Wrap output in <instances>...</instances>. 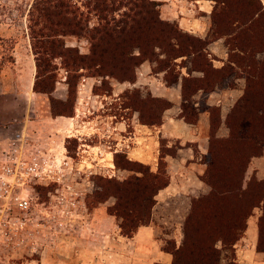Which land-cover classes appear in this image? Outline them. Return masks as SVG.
I'll use <instances>...</instances> for the list:
<instances>
[{
  "label": "rangeland",
  "instance_id": "374dc122",
  "mask_svg": "<svg viewBox=\"0 0 264 264\" xmlns=\"http://www.w3.org/2000/svg\"><path fill=\"white\" fill-rule=\"evenodd\" d=\"M30 1L0 0V85H5L6 90L9 87L12 93L19 91L20 86L23 88V83L25 84L31 75L33 81L34 76V72L33 74L27 72L26 67L23 71H19L20 61H14L17 53L24 58V62L29 61L30 57L32 60L34 58L26 29V8ZM155 1L158 2L159 18L173 26L176 41L170 40L160 49L154 48L150 59L141 62L148 61L150 75L157 77L165 85H170L175 80L180 70L179 66L189 72H203V77L192 75L184 78L180 105L183 106L182 110L186 118L189 120L194 118L190 95L195 87L208 89L213 83L218 87L232 86L238 78V82H242L243 85L242 94L245 84L247 86V74H251L250 78H255L254 75H258L259 78V73L262 76L257 81L261 85V78L264 79V0H217L216 2L205 0L211 7L207 17L200 18L206 26L204 38L182 30L174 20L164 19L160 12L165 2ZM185 1L192 2L196 6L199 0ZM73 2L79 6L81 0H73ZM187 5L193 9V5ZM255 5H260L261 14L250 23V28L247 30L245 18ZM80 9L84 10L81 7ZM195 14L202 16L199 11H195ZM88 17V24L91 26L95 19L92 14ZM235 18L245 22L244 25L232 27L229 23ZM214 39H220L226 51V61L221 69H215L211 65L210 57L202 49L195 56L186 55L173 59L175 54L185 51L188 45L203 48L207 42ZM61 40L62 45L59 47L61 56L56 55L50 59L51 77L46 81L47 85H50L49 92L40 93L38 97L29 101L30 106L37 108L36 117L30 116L33 120L31 125L34 123L33 127L40 132L36 137L38 139L33 141L42 144L37 148L52 164L56 180L28 183L29 208L25 212L16 214L19 220L15 221L11 230L0 234V264H155L160 262L157 260L158 257H155L158 248L169 246L172 241L182 237L181 226L168 224L170 221H176L178 212L160 209L161 202H159L154 207V213L165 215L168 223L160 221L159 218L154 220V238H150L151 244L135 246L129 237L120 234L118 219L109 214L108 208L113 204L114 197L105 196L107 190L103 182L107 178L120 181L131 176L141 177V173L146 172V167L148 171L154 172L158 165L168 175L164 158L174 155L179 147L176 140L160 137L155 133L154 168H151L152 164L148 165L129 157L128 149L130 151L138 144L132 138V133L135 131L132 127L135 123L133 118L146 122L156 120L160 110L169 106L170 101L160 95L162 94L160 91L156 90L153 95L146 84L135 83L141 62L134 67L131 80L97 73L93 68L64 67V57L76 52L86 54L89 42L82 35H65L61 36ZM172 42H176L178 47ZM133 52H137L135 48ZM118 84H124V87L117 89ZM197 101L201 100L197 99ZM199 104L200 107L203 106L201 102ZM53 110L69 111L72 114L71 116L54 115ZM48 116L51 118L62 116L65 121L52 123L44 120V117ZM117 121L123 124L120 128L116 127ZM53 128L61 130L55 131ZM220 132L224 131L214 133ZM54 133H57L58 137ZM11 140L20 143L17 138ZM22 140L24 143L32 144L28 136L26 139H20ZM85 143L106 146L110 157L109 154L108 158L103 155L99 160L94 158L93 161L89 158L87 160L81 158L78 154H85L82 150L85 148ZM192 149L196 157L197 153L193 146ZM113 152L124 154L129 163L120 157L119 167L114 166ZM217 156L221 157L220 159L224 158L222 155ZM249 161L243 173L242 188L250 176H254L253 173L246 172ZM138 162L142 165H138ZM201 166L203 170L204 164ZM216 173L225 176L227 171L218 169ZM259 188L264 186L259 185ZM146 189L148 191L149 188L145 187ZM208 190L209 186L205 184L203 191L194 197L204 195ZM229 201V203L225 202L228 207L236 204L233 200ZM248 202H251V198L247 196V204ZM220 211L226 212L225 208ZM249 216L254 217L262 244L264 213L260 205L251 208L245 224ZM259 218L262 220L258 221ZM243 234L244 230L232 245L233 260L236 264L238 254L243 257L244 252L247 251ZM216 246L220 247V243L216 242ZM229 255V250L225 247L221 248L220 262L225 264L230 259ZM262 256L264 257V253Z\"/></svg>",
  "mask_w": 264,
  "mask_h": 264
},
{
  "label": "trees",
  "instance_id": "16d2710c",
  "mask_svg": "<svg viewBox=\"0 0 264 264\" xmlns=\"http://www.w3.org/2000/svg\"><path fill=\"white\" fill-rule=\"evenodd\" d=\"M157 5L155 0H81L79 6L84 9L81 10L73 0H31L26 8V29L34 55L32 91L49 92L50 85L46 81L51 77L50 59L56 55L61 56V36L65 35L85 36L89 48L86 54L76 52L64 57V67L93 68L97 73L131 80L134 67L142 60L150 59L154 48L160 49L170 40L176 41L173 26L159 18ZM261 9L260 5H255L248 13L245 18L247 30L250 23L261 14ZM89 14L95 19L91 26L88 24ZM244 23L235 18L229 24L235 27ZM134 48L136 53L133 52ZM201 49L188 45L185 51L175 54L173 59L195 56ZM250 75L247 74V86L245 84L243 93L225 117V136L219 137L214 133L217 107H208L211 129L208 132L206 153L201 156L204 168L199 177L209 186V190L204 195L191 198L181 224L182 237L179 244L175 245V241H172L169 246L160 247L170 254L169 262L155 264H222L220 254L224 247L230 253V259L225 264H236L232 245L245 229L249 211L260 205L264 213V188H259V185L264 186V180H255L254 176H250L244 187H241L249 158L259 155L264 149V79L261 78L260 85L257 80L262 74L259 73V78L258 75L250 78ZM199 87H195L193 92ZM166 107L160 110L156 120L139 122L158 124L161 112ZM180 108L183 118L188 121L182 104ZM53 113L66 116L72 114L64 110H53ZM217 155L224 158L220 159ZM120 157L129 163L124 154L113 152L114 166L119 167ZM137 164L142 165L139 162ZM218 169L226 170L227 174L219 176L216 173ZM141 175L120 181L107 178L103 182L107 190L105 196L114 197L108 212L118 219L120 234L126 237H130L139 226L147 224L150 209L155 203L154 196L168 182V175L161 170L160 165L154 172L148 171L146 167V172ZM145 187L149 188L148 191ZM95 195L99 196L98 193ZM247 196L251 198L248 204ZM229 200L236 204L228 207L225 202L229 203ZM224 208L226 212L222 213L220 210ZM257 230L255 249L263 254L264 240L262 238L261 244L258 226ZM216 242L220 243V247L216 246Z\"/></svg>",
  "mask_w": 264,
  "mask_h": 264
},
{
  "label": "crops",
  "instance_id": "0c3cea01",
  "mask_svg": "<svg viewBox=\"0 0 264 264\" xmlns=\"http://www.w3.org/2000/svg\"><path fill=\"white\" fill-rule=\"evenodd\" d=\"M164 2L165 4L160 12L164 19L174 20L182 30L199 38L205 37L206 26H204L200 18H206L210 12L211 6L207 1L199 0L196 2V6L192 2L187 3L185 0H164ZM187 4L193 5V9ZM195 11H199L202 16L196 15ZM202 50L210 57L212 61L211 65L215 69H219L224 64V61H226V51L220 39L207 42ZM16 55L14 61H20L21 66L19 71H23L24 67H26L27 72L33 74L34 61L32 58L30 57L29 61L24 62V58L19 53ZM179 69L175 80L170 85H165L160 79L150 75V63L148 61L140 63L136 75L135 83L138 85L146 84L147 89L153 95L156 90L160 91L162 93L160 95L170 101V105L161 112L160 122L158 124L140 123L136 118H133L135 123L132 127L135 131L132 133V138L138 144L132 150L129 151L128 149L129 157L147 163L148 165L152 164L151 168H154L155 133L160 137L176 140L179 147L175 150L174 155L164 158L167 163L168 182L154 196L155 203L152 207L149 223L139 226L133 235L129 237V240L135 246H149L151 244L150 238H154V220L159 218L160 221L168 223V218L165 215L154 213V207L159 202H161L160 209L178 212L176 221H170L168 224L181 226L183 218L188 212L191 198L202 192L205 187L199 175L202 171L201 165H203L200 157L206 153L208 132L211 129V117L208 107H217V125L214 128L215 132L224 131L223 133L216 134V136H225L227 133L225 117L242 92L243 85L242 82H238V78L235 79L234 85L232 86L224 85L218 87L216 83H213V86L208 89L199 87L190 95L195 117L192 121H187L183 118L184 115L180 108V102L182 100V78L192 75H200L203 77V74L201 71L189 72L183 70L181 66H179ZM32 82L31 75V78L25 84L23 83V88L20 86L19 91L15 93H12L8 89L9 87L6 90L5 85L1 84L2 87L0 85V152L10 147L12 138H17L18 142L21 143L19 144L24 148H37L42 146L41 143L37 144L36 141H33L38 139L36 137L40 135V132L33 127L34 123L31 125V121L33 122V120L30 119V116L36 117L37 108L30 106L29 101L38 97L40 93L32 91ZM123 87L124 84H118L117 89H122ZM197 99L201 101H197ZM200 102L203 104L202 107H200ZM44 120L56 123L65 121V118L62 116H56L55 118L48 116L44 117ZM116 124L117 128L123 125L121 121H117ZM53 129L55 131L61 130L60 128ZM27 136L32 140V144L30 143V145L27 142L24 143L23 140L20 141L22 138L26 139ZM56 136L58 137V134ZM15 143L17 144V142ZM192 146L196 150V157L193 155ZM49 147L51 146L49 145ZM84 147L82 150L85 154L79 153L78 155L81 158H85V160L88 158L90 161H93L94 158L99 160V157L103 155L108 158V154L110 157V152H107L106 146L102 144L96 146L85 143ZM248 171L249 173H253L256 179L264 180V149L259 155L253 156L250 159L246 172ZM257 235L258 231L254 217L249 216L242 236L246 240L247 251L244 252L245 256L243 257L240 253L238 254L237 264H264L263 254L255 249ZM180 239L177 238L175 243L178 244ZM155 257H158L157 260L163 263H168L170 260V254L159 248L155 252Z\"/></svg>",
  "mask_w": 264,
  "mask_h": 264
},
{
  "label": "built area",
  "instance_id": "2783aa9c",
  "mask_svg": "<svg viewBox=\"0 0 264 264\" xmlns=\"http://www.w3.org/2000/svg\"><path fill=\"white\" fill-rule=\"evenodd\" d=\"M35 147L22 148L11 140L0 153V234L19 220L30 205L28 183L55 181V170L46 155ZM22 221V220H21Z\"/></svg>",
  "mask_w": 264,
  "mask_h": 264
}]
</instances>
